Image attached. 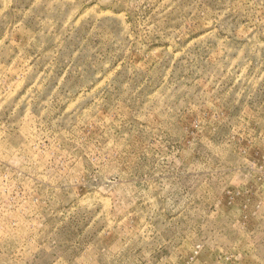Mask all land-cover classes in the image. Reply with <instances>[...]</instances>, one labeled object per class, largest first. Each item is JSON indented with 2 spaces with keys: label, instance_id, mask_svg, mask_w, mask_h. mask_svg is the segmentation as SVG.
<instances>
[{
  "label": "rangeland",
  "instance_id": "rangeland-1",
  "mask_svg": "<svg viewBox=\"0 0 264 264\" xmlns=\"http://www.w3.org/2000/svg\"><path fill=\"white\" fill-rule=\"evenodd\" d=\"M0 264H264V0H0Z\"/></svg>",
  "mask_w": 264,
  "mask_h": 264
}]
</instances>
